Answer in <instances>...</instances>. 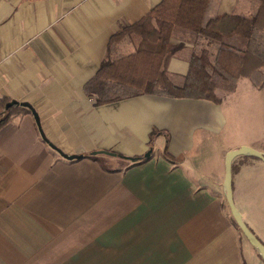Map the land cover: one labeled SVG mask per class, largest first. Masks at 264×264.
<instances>
[{
    "label": "crops",
    "instance_id": "obj_1",
    "mask_svg": "<svg viewBox=\"0 0 264 264\" xmlns=\"http://www.w3.org/2000/svg\"><path fill=\"white\" fill-rule=\"evenodd\" d=\"M161 1L0 0V98L30 103L52 144L83 155L62 158L32 113L0 129V264H261L226 201L225 157L237 147L223 153L221 171L196 158L228 123L222 103L147 94L94 106L85 94L111 37ZM241 1L212 0L206 17L252 14ZM194 41L174 33L171 42L184 47L169 72L188 73ZM151 149L127 164L90 155ZM252 159L233 161V196L246 224L254 211L263 232L251 198L264 202V163ZM248 168L257 170L252 179Z\"/></svg>",
    "mask_w": 264,
    "mask_h": 264
},
{
    "label": "trees",
    "instance_id": "obj_2",
    "mask_svg": "<svg viewBox=\"0 0 264 264\" xmlns=\"http://www.w3.org/2000/svg\"><path fill=\"white\" fill-rule=\"evenodd\" d=\"M211 1L162 0L135 24L116 32L97 74L84 87L94 106L147 94L221 104L225 93L234 92L238 80L244 78L257 89L264 88V0H249L250 15L232 13L208 19ZM178 30L195 38L184 76L168 71L171 58L184 47L171 42ZM124 41L135 50L113 56L115 46ZM11 102L0 98V129L15 116L31 113L17 105L9 108ZM159 133L155 129L151 140ZM166 157L172 160L168 153ZM136 158L132 162L147 159Z\"/></svg>",
    "mask_w": 264,
    "mask_h": 264
},
{
    "label": "rangeland",
    "instance_id": "obj_3",
    "mask_svg": "<svg viewBox=\"0 0 264 264\" xmlns=\"http://www.w3.org/2000/svg\"><path fill=\"white\" fill-rule=\"evenodd\" d=\"M241 2L244 7H247L248 9L250 8L249 0H242ZM125 44L128 43L124 41L117 44L113 56H123L135 50L133 46L130 45L129 47H126ZM222 104L223 109L228 116V123L224 131L221 134L211 137L207 141V144H200L197 147V162L208 172L216 171V166L219 167L220 171L224 169V160L222 159L223 153L230 148L237 147L236 149H238L243 147L240 145H244L264 153V91L258 92L257 88L250 80L240 79L238 80L234 92L225 93L222 98ZM156 149L158 148L156 147ZM103 157L105 160H111V162L120 164L128 163V160L120 157L112 159L108 156ZM252 160L261 166L260 164L262 163L258 159ZM237 162L238 161H236V163ZM237 170L238 167L236 166L234 168L236 179L238 173ZM246 171L250 172L248 177L252 179L253 173L257 170L248 168ZM251 202V205L257 210V212H259V214L263 213L264 215V202L263 204L260 202L259 196L251 198ZM246 221L254 233L258 235V232L256 231L257 229L261 234H264V231H261L263 228L259 225V218L254 215V211H252V216L249 218V221L247 219ZM242 237L245 243L248 244L247 246H249L254 254L257 255L259 262L264 264V260L258 250L247 241L243 234Z\"/></svg>",
    "mask_w": 264,
    "mask_h": 264
},
{
    "label": "water",
    "instance_id": "obj_4",
    "mask_svg": "<svg viewBox=\"0 0 264 264\" xmlns=\"http://www.w3.org/2000/svg\"><path fill=\"white\" fill-rule=\"evenodd\" d=\"M13 105L21 106L28 108L31 113L33 114L38 127L40 134L43 138V140L52 148L55 150L62 158L72 161V160H78L83 157V155H68L63 153L59 148H57L54 144H52L44 135L41 125H40V117L35 110V108L28 102H16L12 101L11 103L8 104V107H12ZM152 153V149L149 150L144 157L145 158H150ZM90 155L92 156H97V155H107L111 157H122L125 159H128L130 161H135L137 158L136 157H125L120 154H117L115 152L107 151V150H97L92 152ZM239 156H250L257 158L261 160L264 163V153L257 151L253 148L243 146L241 148H238L236 150H231L226 154L225 157V179H224V190H225V196H226V201L227 204L230 208L231 215L237 224L239 230L242 232V234L245 236V238L248 240V242L258 250L259 254L261 255L262 259L264 260V244L256 237V235L251 231V229L248 227L246 222L244 221L240 211L236 207L235 201H234V196H233V161L239 157Z\"/></svg>",
    "mask_w": 264,
    "mask_h": 264
}]
</instances>
